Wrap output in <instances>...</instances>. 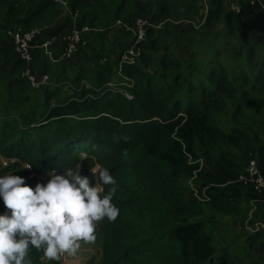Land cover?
I'll use <instances>...</instances> for the list:
<instances>
[{
    "label": "trees",
    "instance_id": "16d2710c",
    "mask_svg": "<svg viewBox=\"0 0 264 264\" xmlns=\"http://www.w3.org/2000/svg\"><path fill=\"white\" fill-rule=\"evenodd\" d=\"M65 1L80 13L79 28L148 20L141 68L123 71L134 82L133 99L107 94L50 107L47 90H30L21 76L7 33L41 29L58 9L52 0H0V65L10 64L0 70V156L42 175L87 152L82 174L96 162L109 169L120 212L101 234L98 264H237L208 228L251 220L249 208L263 220L246 230L264 223V188L255 182L264 181V16L243 0L238 15L227 0H106L103 15L88 5L105 0ZM201 32L204 44L196 42ZM116 62L100 71L101 84ZM249 162L257 176L245 171ZM244 241L264 264V233H246Z\"/></svg>",
    "mask_w": 264,
    "mask_h": 264
},
{
    "label": "clouds",
    "instance_id": "9594fccd",
    "mask_svg": "<svg viewBox=\"0 0 264 264\" xmlns=\"http://www.w3.org/2000/svg\"><path fill=\"white\" fill-rule=\"evenodd\" d=\"M256 1L258 0H248L247 2L244 1V3L246 8L255 10L263 16ZM227 2L232 3L230 6L231 12L236 15L241 12V3L234 8L236 3L231 0H227ZM251 2H254V6L250 5ZM137 20L145 22V40L137 46L139 57L136 62L128 65L121 63V55L131 46L134 40L133 28ZM202 23L203 21L201 25ZM76 27L79 30L88 29L82 36L85 44L79 45L76 53L69 59H60V54L56 62L58 60L59 62H64L74 59L79 49L86 48L89 43L86 40V36L93 30L85 25L83 28H79L78 25ZM114 27L122 34L130 36V40L118 52L112 76L97 88H91L84 81L79 82L77 89L79 96L74 94L68 101L74 100L81 103L83 101L96 100L107 94L120 95L126 100L133 99L130 89L133 87L134 82L123 71L125 66L141 68V49L146 42L147 30L150 24L144 18H133L128 24L122 19H117L113 23L112 28ZM36 30L41 35V31ZM16 33L18 32L8 31L7 35L13 39L12 35ZM43 41L39 40L37 35L34 42L42 43ZM38 51H31L32 59ZM17 59L26 63L19 57ZM82 83L83 86H81ZM113 83L118 85L116 88L119 89V92H108L103 95L97 92V90L102 89L107 84ZM58 85L59 82L54 85L50 80V84L47 86L34 89L28 84V88L32 91L40 88L47 90L49 88H57ZM68 88L73 91L70 84H68ZM50 107L56 106L52 105ZM88 159L89 154L87 152H80L77 162L58 167L60 169L59 172L57 168L48 170L46 173L47 179L44 182H36L34 186L26 183L25 177L13 175L12 172L0 174V264H38V260H42L44 264H53V262L60 261L64 256H76L82 245H90L95 242L98 223L102 221L111 223L116 220L120 209L112 200L117 192V182L113 175L110 174L109 169L99 162H96L90 170L87 169V174H82L81 161H87ZM199 164L202 163L199 162ZM32 166L31 163H25L21 169H28L33 173ZM247 168L248 165L246 166V172ZM238 181L245 183L246 179L240 176ZM189 182L193 183V179L187 183ZM190 189L194 190V186L190 187ZM258 232L264 233V230L255 228L247 230V234Z\"/></svg>",
    "mask_w": 264,
    "mask_h": 264
},
{
    "label": "crops",
    "instance_id": "0c3cea01",
    "mask_svg": "<svg viewBox=\"0 0 264 264\" xmlns=\"http://www.w3.org/2000/svg\"><path fill=\"white\" fill-rule=\"evenodd\" d=\"M105 2L106 0L92 2L93 6L90 7L88 5V10L93 14L100 13L101 15H103L104 12H106L105 8L107 7V3ZM57 9L59 14V19L64 20L63 26L61 25L59 28L62 29L63 31L62 33L69 31V29L72 28V26H74L75 24L78 25L79 22L81 21V15L80 13L78 14V11L76 17L60 16L61 12L59 8ZM85 17L90 19L93 16L92 14H88ZM66 25H67L66 29L62 28ZM51 26L54 27V24L52 23L51 25L43 26L41 29L38 28V30L41 31V35L38 34L39 40H46L48 38H57V35L61 34V33H56L55 31L51 32ZM104 27L105 26H103L102 28ZM92 30L93 31L89 35V39H87L88 35L86 36V40L89 42L88 44L90 45V49H87L88 47L82 50L79 49L80 53L78 51L77 56H75L71 62H59V60L56 62L57 57L61 54V47L58 45L59 42L57 41L54 44L56 45V47L51 52V58L45 55L43 51L39 50L34 54L33 59L29 64L23 63L24 70L22 69L23 71L22 70L20 71L21 75L25 72L26 69H28L31 72L33 71L32 73L36 79L41 78V76L43 75H47L49 78L51 77L55 79V80H51L54 83V85L59 82L57 88H49L47 89V91H45L50 96V101L48 103L50 106L52 105L57 106L56 104H63L67 102L69 98L72 97L74 94H77L79 96V92L77 91V89L79 82L81 81L86 82L88 86H90L91 88H97L98 86H100L101 83L98 81V79L102 77L99 76L100 71L104 70V66H107V64L114 65L117 59L119 48L125 47L128 42L122 36V33L115 27L113 29L110 28V30L107 28L100 30L94 27V29ZM28 31L30 30L29 29L23 31L18 30L17 32L25 33ZM102 31H104V33L101 34ZM12 32L14 33V31ZM43 37H47V38L43 39ZM108 38H111V40L115 41V43H111L109 45L107 42L101 41V40L105 41V39ZM116 38H119L120 40L116 41ZM120 44L122 45L120 46ZM100 49H102L104 53V56L102 57L98 53V50ZM90 56L91 57L97 56V58L90 59ZM9 65L6 64L4 66V70H8ZM68 84L72 86L73 91L69 90ZM249 216H251V219L254 220V224L263 220V218L261 217V212H259L256 209L249 211ZM247 218L248 217L246 215L244 219ZM95 245L99 247L98 244H90V245H82V246H87V248H90ZM67 257H68V264H81L80 260L74 257H69V256ZM97 261H98V257L96 262Z\"/></svg>",
    "mask_w": 264,
    "mask_h": 264
},
{
    "label": "built area",
    "instance_id": "2783aa9c",
    "mask_svg": "<svg viewBox=\"0 0 264 264\" xmlns=\"http://www.w3.org/2000/svg\"><path fill=\"white\" fill-rule=\"evenodd\" d=\"M52 2L56 5L57 8H59L60 12L63 14L62 16H77V12L71 14L70 9L68 6V3L65 0H52ZM260 6V13L264 16V0H258L256 1ZM251 6H254V2L250 3ZM250 6V7H251ZM145 22L141 20H137L135 23V26L133 28V34H134V40L131 44V46L125 50L121 55V63L132 65L136 62V60L139 57V50L137 46L140 45L141 42L145 40ZM88 31L87 28L78 29L76 25L72 26V28L69 29V31L58 34L57 38H48L44 40L42 43L40 42H34L36 36L38 35L39 31H30L23 34H14L13 42L15 46V51L20 59L25 61L27 64H29L32 61V54L31 51L34 50H43L44 53L51 58V51L53 49L55 42H59L58 45L61 46V56L60 59H69L71 58L75 53L76 49L79 45H84L85 41L83 40L82 36L84 33ZM22 77L26 79L29 86L31 88L37 89L39 87L47 86L50 84V80L48 76L43 75L41 78L36 79L33 73L26 69L25 72L22 74ZM83 86V83L81 84ZM118 85L113 84H107L102 89L97 90V92H100V95H103L108 92H119V89H117ZM125 95V93H124ZM247 173L250 176H257V169L254 162H249ZM255 182L257 183L258 187L264 188V181L262 178H256ZM255 229L257 230H264V223H259L256 225ZM60 264H68V258L67 256L62 257V259L59 261Z\"/></svg>",
    "mask_w": 264,
    "mask_h": 264
},
{
    "label": "rangeland",
    "instance_id": "374dc122",
    "mask_svg": "<svg viewBox=\"0 0 264 264\" xmlns=\"http://www.w3.org/2000/svg\"><path fill=\"white\" fill-rule=\"evenodd\" d=\"M231 1L236 3L234 5V8H236L237 4L239 5V2L242 0H231ZM244 1L247 2L248 0H244ZM206 10H207V7L206 5H204V11ZM62 15L63 14L61 13L60 16ZM49 20H50L49 24L51 23L54 24V27L51 26V32H54V31L56 33L63 32L62 29H59V28L61 25L63 26L64 20L59 19L58 12L56 13L54 18H50ZM45 25H47V23ZM195 27H198L197 31H201V28H202L201 21L198 24H196ZM36 29L38 28L37 27L33 28L34 31H37ZM198 36L200 38L196 40V42L204 44L206 40L204 38V33L201 32L200 34H198ZM128 39L130 40V36H128ZM101 41L107 42L109 45L113 42L111 38L105 39V41L103 40ZM16 57H18L17 53H16ZM4 65L5 63L0 65V70L3 69ZM6 75L7 73L3 74L4 78L6 77ZM2 98L5 99V102H6V93L4 94L2 92V88L0 87V99ZM23 164H25L23 160L4 159L2 158V156H0V174H8L12 172L13 175L23 176L26 179V183H28L30 186H34L36 182H44L47 179L46 174H42V175L36 174V173L34 174L28 169H21ZM188 187H193V183L189 182ZM248 211H250V208L248 209ZM253 222L254 220L244 219V216H243L242 218H240V220L230 219L229 222L226 221L222 227L220 222L217 221L214 223V228L212 226L208 228V233L211 235V237H214V236L216 237L218 245H221L222 247L228 249L232 259L237 264H261L258 256L257 257L253 256V254H257V253L247 252L246 250L247 245L245 244V241H244V234H246V226ZM107 224L108 222L102 221L98 223L97 225L96 240L92 244H98L99 247H97L96 245L90 248H87V246H82L78 254L76 256H73L74 258L80 260L81 264H88V263L98 264L96 260H97V257H98V262L100 260L99 248H100L101 234H104V228L107 226ZM256 247H258V249L260 248L259 245H257Z\"/></svg>",
    "mask_w": 264,
    "mask_h": 264
}]
</instances>
